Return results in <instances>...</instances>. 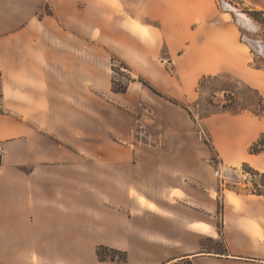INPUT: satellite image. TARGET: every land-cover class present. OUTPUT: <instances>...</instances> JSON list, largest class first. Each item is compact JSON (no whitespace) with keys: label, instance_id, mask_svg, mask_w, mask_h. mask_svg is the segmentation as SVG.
Returning <instances> with one entry per match:
<instances>
[{"label":"crops","instance_id":"0c3cea01","mask_svg":"<svg viewBox=\"0 0 264 264\" xmlns=\"http://www.w3.org/2000/svg\"><path fill=\"white\" fill-rule=\"evenodd\" d=\"M239 1L264 12V0ZM44 6L52 15L40 16ZM137 9L135 22L114 0H0V264H119L100 262L98 246L126 252L125 264L214 263L201 241L220 237L225 257L264 250L263 197L223 191L216 224L221 172L189 114L137 82L111 92L113 53L169 98L190 103L202 77L226 74L264 99L237 17L217 0ZM139 115L161 145L133 143ZM204 124L222 169L264 173V151H248L264 114Z\"/></svg>","mask_w":264,"mask_h":264},{"label":"rangeland","instance_id":"374dc122","mask_svg":"<svg viewBox=\"0 0 264 264\" xmlns=\"http://www.w3.org/2000/svg\"><path fill=\"white\" fill-rule=\"evenodd\" d=\"M141 1L142 0H114V2H116L117 4L119 3V6H122L124 8V14L127 16V18H135L134 20L135 22L137 21L136 20L137 18L139 19L141 17L140 11H138L137 9V6L141 3ZM217 1L222 10L231 14L232 17L234 15L237 17L236 20H238L237 22H239V26L242 29V35H241L242 40L246 44H251L250 46L254 48V51H252L254 55L253 60L251 61L252 67L264 69V50L262 47L264 46V15L261 13H257V14L250 13L246 8L247 6L242 5V3L239 0H217ZM39 13L40 16L52 15L51 10L47 6H44ZM240 14L245 15L249 19L248 20L249 23L248 22L243 23L241 21L240 24L239 21V18H241L239 17ZM127 25L131 27L132 22L131 24L127 23ZM151 25L156 26V23H151ZM98 45L102 47L100 43H98ZM107 52L109 51L107 50ZM111 55H113V53ZM111 57L112 56H110V60ZM127 67L129 68L128 71L121 68L118 62H116L114 64V68L116 70L114 71L112 70V64H111L110 67L111 81L112 79H115L117 83L128 84V87L131 84V82L132 83L137 82L147 91H149L151 94L157 96L156 94L148 90L146 87H144L138 81V79L142 77L140 76L136 78L133 77V74L131 73V68L128 65ZM168 68L170 69V67ZM128 78L134 79V81H131L129 83ZM221 89H227L230 92L234 93L236 103L234 108H232L231 110H227V111L219 110L218 105L224 103L223 95L220 92ZM256 92L259 93L256 89L250 87L249 85L243 82H239L237 81V79H234L231 76L223 74L215 80H208L207 82H205L201 90L198 92V95L194 101L187 103L181 100H177L180 105L184 107H188L189 111L193 115L196 135L199 136L202 139V141H206L209 144V146L205 145L204 148L205 151L209 153L208 161L214 167L215 174L218 176V172H221L220 173L221 176H219L218 178L220 181L219 184L220 198H218V208L220 209V213L218 211L214 216L215 218L214 220L218 226L221 225V217L225 206V201L221 196L223 194L222 192L226 190L228 197H234L235 194L253 195L251 193L253 191V183L256 182L259 183L264 180H262L259 176H254L252 172L248 170L246 167H243V165H241L238 169L231 170V172H226L224 171V169L222 170L221 160H219L218 154L211 142V138L209 133L207 132V128L205 127L204 120L212 115L220 114V113L237 115L246 112L252 114L253 116H257L256 115L257 108L254 105L256 99ZM212 93H215L214 98L210 96ZM0 97H1V93H0ZM177 107L183 109L180 106ZM183 110L187 113L185 109ZM141 111L142 113L140 112V110L138 111L139 114H144L145 116L148 117L150 116L149 114L150 111L148 107L143 106ZM141 117L142 115H139L137 117V122L135 123L134 126L133 143H137L140 145H161L162 144L161 138L158 135L160 130L157 128L155 124L148 123V120H145L146 122L139 121ZM248 167L250 166L248 165ZM259 173H263V172H259ZM201 244H202L201 251L205 253L214 252L216 249H222L223 246L226 247V243L222 237H220L219 239H215L214 241H212L210 238H203ZM247 251L251 254H242L230 258V257H225L227 256V252H228L226 247V252L224 253L225 255H218V256L216 255L218 261L213 263L204 260L202 264H264V250L256 246L254 248H249ZM226 259H230V260H227L228 262H225ZM118 263L122 264L121 262ZM177 264H193V263L190 260H187V261L179 262Z\"/></svg>","mask_w":264,"mask_h":264},{"label":"trees","instance_id":"16d2710c","mask_svg":"<svg viewBox=\"0 0 264 264\" xmlns=\"http://www.w3.org/2000/svg\"><path fill=\"white\" fill-rule=\"evenodd\" d=\"M250 13H261L264 15L263 11H249ZM248 12V13H249ZM251 45V44H249ZM254 50V48H253ZM111 64H112V70H116L114 68V64L116 62H118L119 66L123 69H125L126 71L129 70V68L127 67V65L120 61L115 55H111ZM220 76H204L202 77L197 85V92H199L202 88V86L204 85L205 82H207L208 80H215L217 78H219ZM129 83L131 81H134V79H129ZM127 80V82H128ZM138 81L144 86L146 87L148 90H150L151 92H153L154 94H156L159 97L165 98L168 102H170L173 105L176 106H180L183 109H185L187 111V113L189 114V116L191 117V119H193V115L191 114V112L189 111L188 107H184L182 105H180L178 103V101L176 99L173 98H169L164 96L163 94H161L159 91H157L149 82H147L146 80L140 78L138 79ZM128 89V84H121V83H117V81L115 79H112L111 81V91L113 93H117V94H124L126 93ZM220 92L223 95L224 98V103L218 105L219 110L221 111H227V110H231L232 108H234L235 106V96L234 93L230 92L227 89H221ZM211 97H215V93H212L210 95ZM256 109V115L257 116H261L264 114V99L259 95V93L256 92V99H255V103H254ZM194 120V119H193ZM205 145L209 144L206 141H203ZM249 154H259L261 152L264 151V134H261L259 136V138L257 139V141L250 146L249 148ZM243 167H246L248 170H250L252 172V174L254 176H259L262 180H264V173H259L258 171H255L253 169H251L250 167H248L247 164H243ZM253 195L256 196H261L264 198V181L259 182V183H253V191L251 192ZM219 211L220 213V209L217 208V212ZM212 241H214L213 239H211ZM202 245V244H201ZM226 252V247L223 246L222 249H216L214 252H208V253H212V254H216V255H225L224 253ZM96 256L97 259L100 262H104V261H110V262H121L122 264H125L127 262V253L123 252V251H119V250H115V249H111L105 246H98L96 248Z\"/></svg>","mask_w":264,"mask_h":264},{"label":"bare ground","instance_id":"6f19581e","mask_svg":"<svg viewBox=\"0 0 264 264\" xmlns=\"http://www.w3.org/2000/svg\"><path fill=\"white\" fill-rule=\"evenodd\" d=\"M239 17H241V18H239L240 24H241V21H242L243 23L248 22V20H247L248 18H247L245 15L240 14ZM238 23H239V22H238ZM258 47H260V46H258ZM222 170H223V169H222ZM224 171H226V172H231V170H228V169H225V168H224Z\"/></svg>","mask_w":264,"mask_h":264},{"label":"built area","instance_id":"2783aa9c","mask_svg":"<svg viewBox=\"0 0 264 264\" xmlns=\"http://www.w3.org/2000/svg\"><path fill=\"white\" fill-rule=\"evenodd\" d=\"M4 158H5V150L2 147V145H0V164L3 162Z\"/></svg>","mask_w":264,"mask_h":264}]
</instances>
